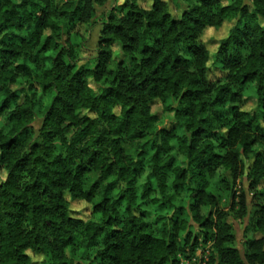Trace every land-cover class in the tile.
I'll use <instances>...</instances> for the list:
<instances>
[{
  "label": "clouds",
  "instance_id": "1",
  "mask_svg": "<svg viewBox=\"0 0 264 264\" xmlns=\"http://www.w3.org/2000/svg\"><path fill=\"white\" fill-rule=\"evenodd\" d=\"M0 264H264V0H0Z\"/></svg>",
  "mask_w": 264,
  "mask_h": 264
}]
</instances>
